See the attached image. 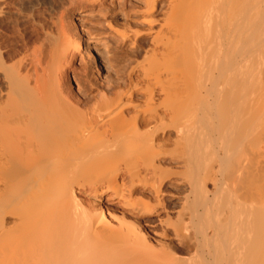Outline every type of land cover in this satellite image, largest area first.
<instances>
[{"label": "bare ground", "instance_id": "1", "mask_svg": "<svg viewBox=\"0 0 264 264\" xmlns=\"http://www.w3.org/2000/svg\"><path fill=\"white\" fill-rule=\"evenodd\" d=\"M87 1L100 2V8L106 4ZM137 4L124 31L108 22L127 58L124 77L117 82L100 84L97 65L83 53L84 45L90 47L83 44L84 36L92 31L81 21L79 31L67 21L68 15L66 19L58 14L55 31L43 33L37 45L33 41L19 63L4 67L8 73L6 89L0 92V264H220L223 260L230 264L234 256V252L227 255L230 249L243 250L244 254L235 251L242 264L251 252L253 260L247 264L255 262L254 256L264 260V222H259L264 221V211L256 201L261 197L259 202L264 203V195L254 186L264 189L260 181L264 160L260 166L250 164L254 152L250 158L247 151L252 149L245 150L246 143L249 166L232 154L238 141L255 144L253 125L264 126V0H198L193 6L197 9L188 0ZM186 10L190 15L198 10L193 25H187L193 18H187ZM189 56L197 59L194 80L202 73L204 83L192 85L195 71L187 69ZM191 102L198 104V112H192L188 126L184 112ZM217 114L229 127L218 136L219 149L208 144L205 154L213 148L228 176L249 193L250 199L241 196V203L256 199L236 208L246 214L238 215L245 222L235 223L234 239L224 226L216 228L215 221L209 224L211 231L198 223L194 233L183 234L169 221L165 194L170 175L177 173L168 165L178 162L167 154L180 157L185 147L193 152L200 143L212 142V119ZM252 135L254 142L249 139ZM198 149L199 154L187 152L185 164L195 169L186 178L209 202L207 179L199 175L197 163L203 154ZM212 176L217 188L219 180ZM252 186L260 194L257 198ZM103 197L111 204L97 206ZM171 225L178 243L169 241ZM195 250L196 259L187 257Z\"/></svg>", "mask_w": 264, "mask_h": 264}, {"label": "rangeland", "instance_id": "2", "mask_svg": "<svg viewBox=\"0 0 264 264\" xmlns=\"http://www.w3.org/2000/svg\"><path fill=\"white\" fill-rule=\"evenodd\" d=\"M73 1H75V2H73ZM73 1H71V3H70L68 0H0V7H2V8H0V10H2V11H0V13H1L0 14V69H1L0 70V86H1L0 90L2 89L0 92L4 91L6 89L5 85H7L6 80H5V78H6L5 73H8V71L5 70L6 68H4V67H7V65L12 66L11 65L12 63H14V64L15 63L17 64V62L19 63V60L21 61L20 57H23L26 54L27 50H30L29 48H31L32 45L33 46H34V44L37 45L35 43V42H37V40H40L41 38L45 37L43 33H48L49 31L51 33L52 30L56 29V27H57L56 26L57 25L56 19L58 20V18H60V17L61 18L64 17L67 19L68 16L69 17L71 16V17H70V20H68L69 19V17H68L67 21L68 22L70 21V23L72 22L71 23L72 26L77 25V27L79 28V31H81L80 29H83V27H86L90 31H92L91 35H85L86 37L84 36V42L85 43L83 42V44H86V42H87L89 44L88 46H90V47H87L86 45H84L85 50H83V53L84 54L86 53L88 55L90 54V56H91L90 59L93 58L92 60L94 61V64L97 65L96 67L99 69L98 76H99V78H101L100 84L102 86H104L106 82L114 83L115 81L117 82V79H121L124 77V74L126 72L125 71V65H126L127 58H126L123 50L121 49L123 46H122L120 38L114 34L115 32L113 31V27H110L108 22H111L110 20H112V23H113L112 26H114L115 29H118L119 31H124L125 30L124 24L127 22L126 21L127 19L132 17V14L134 13L135 8L138 5L137 4L138 0H128V1L127 0H104V1H106V4L104 5L103 8L99 7L100 2H98V1H95L94 5H92V3H90L87 0L80 1L82 4L79 2V0H73ZM76 1H78V2H76ZM189 1L191 4L193 3L192 5H190L191 7L198 5L197 4L198 0H196V1L194 0V2L192 0H188V2ZM186 4H188V3H186ZM191 7H188V9ZM4 8H5V10H4ZM99 8H100V10H99ZM62 9H63V11H62ZM74 9H75V11H74ZM192 9H197V8L193 7ZM68 11H70V12H68ZM187 12H188L187 18L188 19L193 18V19H191L193 22H190L191 20L187 19L188 20L187 25H188V23H191V25H193L198 18L197 17L199 14L198 10L196 11L195 14H193V12H192L193 16H192V14L191 15L189 14L188 10H186V13ZM60 13L63 14L64 16H62ZM58 14L60 15V17H58L59 16ZM83 15L85 18H83ZM86 16H87V18H86ZM189 16H192V17H189ZM72 19L74 22L71 21ZM59 21L57 23H59ZM79 21L83 22V24L86 23L85 26H83V24L80 23ZM73 23H75V25H73ZM47 26H48V28H47ZM43 27H44V29H43ZM109 27H110V30H109ZM132 27H131V29H132ZM47 29H49V30H47ZM43 30L46 32H43ZM111 30H112L114 35L112 34ZM42 34H43V36L40 37V35H42ZM90 36H93V38H95V39L91 38ZM33 41H34V44H33ZM39 42H37V43H39ZM33 46H32V48H33ZM24 51H26V52H24ZM21 54L23 56H21ZM192 57L193 56L186 57L185 60L187 61L186 64L188 63V65H189V67H187V69H189V72L193 73L195 71L192 74L193 75V79H191L192 82L191 81L190 82L192 83L193 86H196V85H199L201 83H204L203 82L204 81V75L201 73L200 78L198 77L199 79H196V77H195V80H194V75L196 76V74H197V59H195V57H193V59H192ZM17 58H19V59H17ZM141 59H143V57H141ZM15 60H16V62H14ZM151 61L154 62L153 58H151ZM190 61H191V63H190ZM79 62H80V58L77 60L78 64H79ZM192 64H193V67H191ZM2 68H4V69H2ZM190 68H193L192 69L193 72ZM9 69H10V67H9ZM5 71H7V72H5ZM76 85H77L76 81L73 80V87L75 89H77V87H78V86L76 87ZM0 98H1V96H0ZM196 105H198V104L195 102H191L189 104L187 103L185 105L186 106L185 112H184V123H185V125L192 124L191 116L194 113L198 112V106L196 107ZM192 112H194V113L192 114ZM220 112H221V110H220ZM219 114H221V113H219ZM221 116H222V114H221ZM213 119H212V121L214 122L213 123L214 129L212 132H213V137H215V138L214 139L212 138V142L209 141V143L208 142H204L202 144L200 143L199 147H198L199 149L197 148L198 150H200V148H202V150H200V153H202L203 155L202 156L200 155L201 157H200V160L197 164H199V167H200V174H199L200 177H202V178L206 177V179H207V188L210 191V198H211L209 201L210 203L204 201V199H206L205 195H203V193L200 192V190H194L193 188H191L192 185L189 183V180H187V178H186V177H189L188 175H190V173L193 172V169H195V166H192V165L187 166L185 164V158L189 154L187 152L190 151V154L191 153L195 154V153H198L199 151H197V149H196L192 152V150H189L187 147L184 146L186 148V149L184 148L185 151L182 149L183 147L181 148L182 151L185 152L184 155L182 154L184 152H182L181 149L179 150L182 152L181 154L183 156H180V157H183L182 158L183 160L179 157V153L178 154H175V153L167 154L168 158H172L173 161L174 160L178 161L176 163L177 165L175 163L174 164L170 163L171 165H168L169 168H171V169L174 168L172 170L170 169L171 171L177 172L176 174L173 173L170 175V182L168 183L167 187H165V189H166L165 194L168 197V204H169L168 205V210H169L168 214H169V218H170L169 221H171V223L176 225L178 230H179V228H181V230H183L182 232H184L183 234H186L185 231L186 232L189 231L188 233H190V231H191V234L194 233V231L197 227L196 224H198V223H199L200 227H202V225L209 226V231H211L212 227H210L209 224L214 223L213 221H215L214 224L217 225V226H215L216 228L223 229V226H224L225 227L224 230H227L228 233H230L229 237L231 239H234L235 233H233V232H235V230H236V228L234 227L235 223L238 221L239 222H245V220L241 219V217L246 214L244 212L242 215L243 211L241 212V214H239L238 213L239 211L236 210V208H238V206L241 204L242 205L244 204L243 206H246V204L244 202L248 203L250 201L256 200V199H254V197L257 198L260 195L259 192L261 193V191H263V195H264V189H263V187L260 188L259 186H257L255 184L254 186H256V188L258 187L257 191L259 189V192H256L255 191L256 189L253 190L255 187L252 186L251 191H252V193H254V197L252 195L251 196L253 197L252 199H254V200L245 201L246 199L247 200L250 199L248 197L249 195H247L249 193H246V191H245L246 189L243 190L244 187H241L239 185V181L237 179L233 178L232 176H228V171L225 170V165L220 160H218L217 155H215L213 153V151H212L213 148H209L208 152L205 154V152H206L205 149L207 147H205L204 149H203V147L207 146L208 144H210L211 147L219 149L221 139H219L218 136H219V134L221 135L222 133H225L226 132L225 130H227L229 127V123H227L228 125H226L225 123L223 124L222 122H220V115H218L217 118H213ZM216 119H219V121ZM221 125H222V127H223V125H224V127L226 125V127L221 128ZM202 126L204 127V124ZM203 127H201V129L204 130L205 128H203ZM256 127L258 130L256 129ZM216 128H218L219 131ZM259 128L263 129V131H264V126H261V125L258 126V124H255L252 126V129L253 130L255 129L254 133L253 132L252 133L254 135L256 134L254 137L256 139L255 144L254 143L248 144L249 140L246 139L245 142H243V141L236 142L237 145L235 144V146H234V147H237L239 144L237 149L235 148L236 149L235 153L232 152V154H233V156L238 155L235 160L237 162L240 161L241 165H243V166H244V164L247 165L248 162H250V164H252V165L256 163V166L257 165L260 166L261 163L263 164V162H264V161L262 162V160H264L263 159L264 157L259 156V153H261V152H262L261 155L264 154V152H263L264 151V137H263L264 132L262 133V131ZM220 131H222V132H220ZM259 135L261 138H259V142L256 143V141H258L257 139H258ZM252 138H253V135L249 139L252 141ZM240 142L241 143L243 142V143L241 144ZM252 142H254V141H252ZM244 143L247 144L245 150H247L248 147L250 149H252L251 150L252 153L250 151H247L249 156H250V154H253V152H254L252 159H250L251 156L249 158V156L245 152V150H244L245 144ZM248 145H250V146H248ZM240 152H242V153H240ZM238 153H240V158H239ZM174 155H176V156H174ZM255 155H257V156H255ZM235 156L233 157V159L235 158ZM253 157H254V159H253ZM241 158H243V159H241ZM247 160H249V161L245 162ZM182 162H183V164H182ZM238 163L237 164L234 163V166H235V164L237 166ZM212 165H213V167H212ZM247 166H249V165H247ZM253 166L256 167L255 165H253ZM253 166H252V169L254 168ZM262 166L264 167V164ZM210 167H211V170H210ZM212 173L216 177V179L219 180V181H217L218 182L217 188L214 185V182L212 180V177H213ZM262 173L264 174V172H262ZM207 174L209 176H207ZM208 177L211 178L210 180L212 182H210V180H208L209 179ZM263 178H264V176L260 178V181H262V183H264ZM257 182H259V181H257ZM259 185L261 186L260 182H259ZM237 186H240V189L245 191L247 196L245 194H243L242 191H239V189H238L239 187H237ZM217 190H219V191H217ZM214 192H216V193H214ZM239 192H242V194L240 193V196H239ZM243 195H245V196H243ZM241 196L246 198V199L243 198L244 199L242 201L243 203H241V199H240ZM222 198H223V200H222ZM260 199H261V197L258 198V200H256V201H258V203L261 206L260 210L264 211V205H263L264 203H263V201H261V203H263V204H261L259 202ZM263 199H264V197H263ZM237 200H239V201H237ZM224 201H226V202H224ZM234 201H235V203H234ZM230 202H232V203H230ZM189 203H190V205H189ZM222 203H225V205L224 204L222 205ZM237 203H239V204H237ZM96 204H97V206L105 207V206H108L106 204H111V203H108L107 198L103 197L99 201V203L97 202ZM220 204L222 205V208L224 207L223 209L220 207L221 206ZM229 204H231V205L229 206ZM234 204H235V206L236 205L237 206L233 207ZM203 205H204V207H203ZM112 206H114V205H112ZM209 206H210V208H209ZM257 207L259 208V205H257ZM182 208L184 209V211L182 210ZM189 208H191L190 213H189ZM234 208H235V210H233ZM220 209H222V210L220 211ZM215 210H216V212H215ZM180 211H182V213ZM177 212L181 213V214H178ZM228 212H229V214H228ZM177 214H178V217H176ZM224 214L226 215V217H225L226 218V221H225L226 225L223 224L224 221H221L222 218L225 216ZM229 215H231V216L229 217ZM232 215H233V217L235 216V218H233ZM238 215H242V216L239 217ZM179 216H180V218H179ZM183 217H185V218H183ZM199 217H201L200 219H202L203 222L200 219L198 221ZM212 217L215 219L212 220L211 219ZM111 218L109 217L110 220H112ZM176 218H177V220H176ZM190 218L192 219V221ZM225 218H224V220H225ZM229 218H231V219H229ZM243 218H244V216H243ZM262 218H263V216L261 217V219ZM180 219H183V220H180ZM175 220H176V223H175ZM179 220H180V222L182 221L181 224H183V225L179 224L180 223ZM183 221H185V222H183ZM190 221H191V223H190ZM114 222H116V221L115 220L112 221V223H114ZM259 222H264V221L260 220ZM221 224H222V226H221ZM179 225H181V226H179ZM189 225H190V227H189ZM187 226L189 227L188 230H186ZM232 226L234 228H232ZM174 228L175 227H172V225H171V227H169V234L171 235V239H169V241L172 240L175 243H178L177 241H179V240L174 239V237H173ZM231 228H232V231H231ZM228 229L230 230V232ZM261 247H263V246H261ZM235 251H236L235 249H234V251H233V249L228 250V253H229V254H227L228 256L229 255L231 256L230 252H234L233 254L235 256L234 257L232 255V261L233 262L231 261L230 264H242L243 258L237 259L238 257L235 254ZM239 251H240V249H239ZM239 251L237 250L236 253ZM261 251H259V253ZM240 252L243 253V250L241 249ZM184 254L185 253H183V255ZM195 254L197 256V254H198L197 250L193 251L189 255H188V253L185 255H188L187 257H193L196 259ZM251 255H252V252H251ZM251 255L249 257V260H250V258L252 259V257H253V256L251 257ZM261 255H264V251L261 252ZM233 257L235 259H237L236 262H235V259H233ZM258 257H259V254H258ZM262 257H264V256H262ZM254 259H255V262H252L250 264H255L256 260H258V259H260V261H259L260 263L257 262V264H264V260H262L261 258L257 259L254 256ZM249 260L247 262L246 259H244L246 264L249 263ZM225 262H226V260H223L220 264H226V263L229 264V262H226V263Z\"/></svg>", "mask_w": 264, "mask_h": 264}]
</instances>
